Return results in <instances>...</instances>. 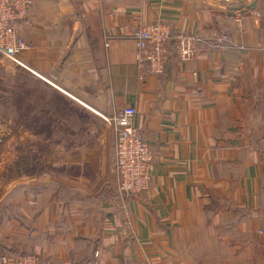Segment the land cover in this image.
Segmentation results:
<instances>
[{"label": "crops", "instance_id": "crops-1", "mask_svg": "<svg viewBox=\"0 0 264 264\" xmlns=\"http://www.w3.org/2000/svg\"><path fill=\"white\" fill-rule=\"evenodd\" d=\"M135 17L194 33L195 58L150 76ZM17 29L23 63L64 93L104 116L133 106L155 158L145 192H115L108 125L95 187L12 185L0 264H264V0H33Z\"/></svg>", "mask_w": 264, "mask_h": 264}, {"label": "water", "instance_id": "water-1", "mask_svg": "<svg viewBox=\"0 0 264 264\" xmlns=\"http://www.w3.org/2000/svg\"><path fill=\"white\" fill-rule=\"evenodd\" d=\"M107 126L53 82L0 58V197L36 178L95 187L105 174Z\"/></svg>", "mask_w": 264, "mask_h": 264}, {"label": "built area", "instance_id": "built-area-1", "mask_svg": "<svg viewBox=\"0 0 264 264\" xmlns=\"http://www.w3.org/2000/svg\"><path fill=\"white\" fill-rule=\"evenodd\" d=\"M225 4L240 3L241 0H222ZM33 0H0V56L26 66L20 55L28 44L18 33V22L29 13ZM129 37L134 42V59L145 68L150 76L160 78L165 71L168 48L173 43V63L180 66L195 58L198 36L191 32L174 31L167 23L155 20L138 22L135 17ZM104 45L107 43L104 41ZM136 110L133 106L118 109L110 116H104L112 135L113 179L118 194L137 195L148 189L154 154L143 131L134 125ZM13 264H39L35 254H17ZM5 261V257H2Z\"/></svg>", "mask_w": 264, "mask_h": 264}, {"label": "trees", "instance_id": "trees-1", "mask_svg": "<svg viewBox=\"0 0 264 264\" xmlns=\"http://www.w3.org/2000/svg\"><path fill=\"white\" fill-rule=\"evenodd\" d=\"M18 23H19V22H18ZM168 53H169L168 58L170 57V55H171V56L173 55V43L169 45ZM168 58H167V59H168ZM113 186H114V185H113ZM114 189H115L114 191L116 192L117 190H116L115 186H114Z\"/></svg>", "mask_w": 264, "mask_h": 264}]
</instances>
